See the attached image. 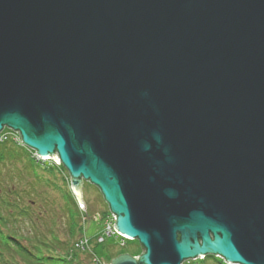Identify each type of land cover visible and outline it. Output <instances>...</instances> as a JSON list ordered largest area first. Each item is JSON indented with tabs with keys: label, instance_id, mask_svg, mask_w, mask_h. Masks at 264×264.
Masks as SVG:
<instances>
[{
	"label": "water",
	"instance_id": "95a60500",
	"mask_svg": "<svg viewBox=\"0 0 264 264\" xmlns=\"http://www.w3.org/2000/svg\"><path fill=\"white\" fill-rule=\"evenodd\" d=\"M4 129L98 189L110 264H264V0H0Z\"/></svg>",
	"mask_w": 264,
	"mask_h": 264
},
{
	"label": "trees",
	"instance_id": "16d2710c",
	"mask_svg": "<svg viewBox=\"0 0 264 264\" xmlns=\"http://www.w3.org/2000/svg\"><path fill=\"white\" fill-rule=\"evenodd\" d=\"M28 152L11 141L0 143V264H76L83 262L82 255L91 264L87 255L73 250L83 228L69 181L58 179L53 167ZM63 219L72 243L56 230Z\"/></svg>",
	"mask_w": 264,
	"mask_h": 264
},
{
	"label": "rangeland",
	"instance_id": "374dc122",
	"mask_svg": "<svg viewBox=\"0 0 264 264\" xmlns=\"http://www.w3.org/2000/svg\"><path fill=\"white\" fill-rule=\"evenodd\" d=\"M8 137H10L11 139L10 141L13 144L18 142V136L9 134ZM33 159L35 160V158ZM43 164L44 165L47 164L49 165V167H53V171L58 177V179L64 178L66 180L67 178L66 181H69V177H67L68 175H66L65 169H64L65 171L61 170L59 172V168H60L58 167L59 165L52 166L51 161L45 162ZM18 168H21V167L19 166ZM82 185H83L82 186L83 189L81 192V196H82V202L84 203L86 210L81 211L82 213L81 215H79V218H80V225L83 228V232L79 237L75 239L73 245L77 244L79 241L81 242L84 236L88 239H91L90 246L88 243L89 249H88V246H85L83 249L85 253H89L92 257H93V254L94 255L96 254L98 257V261L101 262L100 264H102V261L104 264H108L109 261L107 259L111 255L118 256L124 253L130 256L138 257L142 253V251L140 250V247L137 245V241H134V242L127 241L126 245L122 249L119 248L118 240L115 237H109V238L104 237L103 240H105V242L103 244H96L95 239L99 240L100 238L103 237V233L106 230L107 226H109L110 227L109 230L112 231L113 226H114V218H112L109 213L108 214L103 213V212H106L107 207L104 201L102 200L101 194L98 191V189L86 181H83ZM56 230H58L61 238L65 237V234H66L65 240L69 241L67 240L68 239L67 236L69 235L67 234V231H66V219L59 221V225L56 227ZM72 241L71 242L69 241V242L72 243ZM87 249L89 251H87ZM81 258L84 259L83 262L76 263V264H89L87 261H85L86 260L85 256L82 255ZM100 258L102 259V261ZM218 259H216V257L207 256L203 259L200 258L196 260L195 262L186 261L183 264H218L217 262L219 261ZM98 261L96 260V256H95L93 258L92 263L97 264Z\"/></svg>",
	"mask_w": 264,
	"mask_h": 264
},
{
	"label": "built area",
	"instance_id": "2783aa9c",
	"mask_svg": "<svg viewBox=\"0 0 264 264\" xmlns=\"http://www.w3.org/2000/svg\"><path fill=\"white\" fill-rule=\"evenodd\" d=\"M8 134L9 133H7V134H4L1 138H0V140H6V138L8 137ZM109 226H107V228H106V230L104 231V236H106V237H112V236H115V237H117L116 236V233L112 230H109ZM103 241V239L102 238H100L99 240H98V242H102ZM85 246H87V241L86 240H82L81 242H79L78 244H76V247L77 248H81V249H83Z\"/></svg>",
	"mask_w": 264,
	"mask_h": 264
},
{
	"label": "flooded vegetation",
	"instance_id": "af4514ba",
	"mask_svg": "<svg viewBox=\"0 0 264 264\" xmlns=\"http://www.w3.org/2000/svg\"><path fill=\"white\" fill-rule=\"evenodd\" d=\"M219 264V263H218Z\"/></svg>",
	"mask_w": 264,
	"mask_h": 264
}]
</instances>
